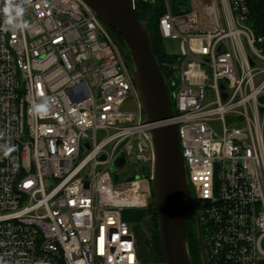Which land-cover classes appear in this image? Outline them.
<instances>
[{"label": "built area", "instance_id": "2783aa9c", "mask_svg": "<svg viewBox=\"0 0 264 264\" xmlns=\"http://www.w3.org/2000/svg\"><path fill=\"white\" fill-rule=\"evenodd\" d=\"M164 5L160 35L180 48L166 64L172 124L208 260L264 264L263 39L246 0H176L179 14ZM24 7L30 29L0 30V145L16 147L0 152V264H144L151 235L122 216L154 200L152 128L132 76L81 0ZM132 97L137 110H124ZM44 98L49 115L30 116ZM121 155L137 168L119 183Z\"/></svg>", "mask_w": 264, "mask_h": 264}, {"label": "water", "instance_id": "95a60500", "mask_svg": "<svg viewBox=\"0 0 264 264\" xmlns=\"http://www.w3.org/2000/svg\"><path fill=\"white\" fill-rule=\"evenodd\" d=\"M103 23L112 35L126 64L145 115L144 124L152 125L174 118L166 77L154 54L152 37L147 22L139 20L140 2L153 0H81ZM172 2L175 14L180 10ZM115 30L123 40L114 35ZM264 102V98H261ZM154 148L152 192L158 214V233L164 255L163 263H154L149 247L141 242L140 258L144 264H193L186 235L185 222L191 207L190 186L175 125L153 127L150 130ZM127 164L121 155L111 167L117 173ZM143 210H125L123 219L138 223L145 216ZM203 264H210L203 239L200 240Z\"/></svg>", "mask_w": 264, "mask_h": 264}, {"label": "trees", "instance_id": "16d2710c", "mask_svg": "<svg viewBox=\"0 0 264 264\" xmlns=\"http://www.w3.org/2000/svg\"><path fill=\"white\" fill-rule=\"evenodd\" d=\"M180 6H187V0H177ZM249 9L248 25L251 27L254 35L257 39H263V42L259 43V47L263 49L264 52V0H246ZM165 13L164 0H155V3L140 2V13L139 20L142 22H147L149 25V32L152 37V45L155 56L157 57L162 73L168 79V73L166 70V64L175 61L174 55H169L166 51L164 40L162 39L159 31V20L161 16ZM116 38L122 43L123 40L117 34L115 30H112ZM172 103V108L174 109V104ZM175 112V109H174ZM190 200H193V194H190ZM193 209L190 208L188 216L185 222L186 235L188 239L189 250L191 253L193 264H195V258L193 255V246L190 243V231H189V219L192 216ZM146 217L150 219V224L152 228L150 242L147 245L150 250L154 263H163L164 255L161 247L160 236L158 233V214L155 202L150 207L146 213ZM140 238L143 236L140 235Z\"/></svg>", "mask_w": 264, "mask_h": 264}, {"label": "clouds", "instance_id": "9594fccd", "mask_svg": "<svg viewBox=\"0 0 264 264\" xmlns=\"http://www.w3.org/2000/svg\"><path fill=\"white\" fill-rule=\"evenodd\" d=\"M29 0H3V7L0 8V12L3 13L5 19L0 30L8 32L24 31L30 29L31 25L28 21L24 20L25 7ZM29 115L33 117L45 118L50 112L49 98H44L40 103H33L28 109ZM3 133H0L2 136ZM16 150L14 145L3 144L0 145V152H3L4 156H9Z\"/></svg>", "mask_w": 264, "mask_h": 264}, {"label": "rangeland", "instance_id": "374dc122", "mask_svg": "<svg viewBox=\"0 0 264 264\" xmlns=\"http://www.w3.org/2000/svg\"><path fill=\"white\" fill-rule=\"evenodd\" d=\"M164 45H165L166 51L169 55H178L179 54L180 48H179V43L177 41L165 40ZM123 109L126 111L137 110L136 98L135 97L129 98L128 101L126 102V104L124 105ZM212 125L214 126V128L216 130L221 129V125L219 122L212 123ZM103 135H104V132L100 131L99 132L100 138ZM136 168H137V164L133 163L132 160H130L128 162L127 166L124 167L123 169H121L120 171H118L117 173H114V176H116L118 178L119 183H122V182L126 181L128 178H130L131 176L133 177L136 174V172H135ZM147 221L148 222H146L145 225H143V227H141V228L139 226H137V225H140V223L133 224V226L140 228L141 232H144V229H145V231L151 235L152 228H151V224H150V219L148 218Z\"/></svg>", "mask_w": 264, "mask_h": 264}, {"label": "flooded vegetation", "instance_id": "af4514ba", "mask_svg": "<svg viewBox=\"0 0 264 264\" xmlns=\"http://www.w3.org/2000/svg\"><path fill=\"white\" fill-rule=\"evenodd\" d=\"M153 1L155 2V0H153ZM192 209H193L194 214L192 216H190L189 226H188L189 231H190V243L194 247L193 248V255L195 258V264H203L202 257H201L200 240H201V238L203 239V241L205 239L206 226L200 220L199 209L197 208L195 210L194 207H192ZM144 217L142 218V220L140 222H138V223H140V225H137V226H139L140 228L143 227V225H145V223H146V220Z\"/></svg>", "mask_w": 264, "mask_h": 264}, {"label": "bare ground", "instance_id": "6f19581e", "mask_svg": "<svg viewBox=\"0 0 264 264\" xmlns=\"http://www.w3.org/2000/svg\"><path fill=\"white\" fill-rule=\"evenodd\" d=\"M172 120H173V118L170 119V120H167V121H163V122H158V123L152 124L150 126H151V128H153V127H161V126L172 125Z\"/></svg>", "mask_w": 264, "mask_h": 264}]
</instances>
